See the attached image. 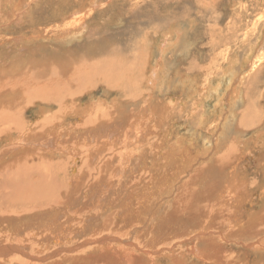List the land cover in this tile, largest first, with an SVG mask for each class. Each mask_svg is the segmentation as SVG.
Wrapping results in <instances>:
<instances>
[{
    "label": "bare ground",
    "instance_id": "6f19581e",
    "mask_svg": "<svg viewBox=\"0 0 264 264\" xmlns=\"http://www.w3.org/2000/svg\"><path fill=\"white\" fill-rule=\"evenodd\" d=\"M25 1L4 2L7 10L12 11L14 15L11 21L16 24H19L23 16L20 14L27 11L23 6ZM37 1L46 7L47 0ZM53 1L49 17L59 21L60 33L57 36H49L42 34L40 30L34 32L32 36H27L29 42L55 41L67 45L72 42L71 40L85 39L90 31L91 22L99 21L96 20L97 8L101 6L105 13L111 3H114L112 0ZM101 12L98 15L100 18L104 15ZM27 15L25 17L34 23L36 15L31 12ZM187 19L189 18L186 16L174 18L165 28L159 29L153 39L147 31L149 21L139 19L129 26L121 40L112 44L107 43L108 45L103 44L97 51L95 59L100 61L98 67L101 68L103 78L108 83L112 82L114 88H127L140 96L131 101L133 106L128 103L123 108L118 106L115 113L110 109L97 107L95 101L93 105L89 103L82 108L80 105L81 109L75 111L77 115L84 118L83 121L95 119L94 123L72 127L69 130L56 129L60 138L62 136L65 139V136L66 138L68 136L67 140L74 142L73 147H63L61 151L72 154L74 159L79 158L77 160L79 166L74 167L77 179L75 183L73 181L74 192L69 196V205L62 206L64 201L57 197L54 201L56 206L53 205L54 202L47 203L42 208L38 206V209L25 211L20 215L0 216V229L3 228L0 230V264H59L74 260L78 256L86 263L97 264L98 257L107 255L102 251V245L116 249L119 258L124 260L125 264H159L164 258L167 259L166 264H183L187 255L189 257L194 255L197 258L204 256L208 263L241 264V254L234 256L232 253L235 250H231V257H228L225 255L229 254L228 251L214 246L216 240L227 242L229 239L219 225L223 222L230 225L233 221L238 228L245 230L241 236L244 242L242 244L249 247L250 251L264 252V183L260 185L262 207L255 215L251 217L249 215L247 221L238 213L239 208L235 212L239 215L236 214L230 221L233 211L231 206L219 207V204L214 207L211 204L204 206L201 201L198 202L190 195L202 192L201 190L207 191L214 202L217 200L224 202L228 196L235 197L237 206L239 201L243 202L242 196L248 198L242 191L248 192L249 187L253 189L252 185L256 183L249 179L247 172L241 173L245 169L242 160L246 156L245 152H251L250 142L260 143L261 147H264V116L261 117L259 110L256 109L253 94L251 97L248 96L246 104L242 81L245 75L250 76L249 83L255 80L256 75L254 73L250 75V72L258 65L257 60H264V39L256 50L255 44L248 55L240 59L238 68H235L237 61L230 62L232 59L227 58L223 69L218 72L210 71L205 77L206 82L203 83L204 79L200 75L204 66L201 67L194 57L196 49L203 51V45L197 46L198 39L203 37L198 35L199 25H196V20L187 22ZM182 20L185 22L182 23ZM149 51H152L153 56L150 68L146 71ZM178 54L182 56L178 57ZM188 56L185 62L182 61L183 57ZM205 59L206 57H203V60ZM171 64H177L175 70L178 76H175V80L174 73L167 75L170 73ZM246 64L250 67L247 72ZM208 66L206 67L209 68ZM240 67L243 68L242 71ZM235 69L237 70L234 71ZM262 71L264 70L260 69L259 72ZM224 73L229 77L226 84L221 78ZM142 82L146 88L141 90L144 92L139 90L143 86ZM174 90H181L184 99L179 98L177 96L179 92ZM200 91L201 94L190 101V98ZM144 93H148L149 100L145 98ZM203 97L206 99L216 97L213 114H208L207 118L202 116L203 111L210 112L206 109L207 105H204ZM172 98L175 101L179 100V103L171 107L169 101ZM223 98L225 101L221 102ZM36 104L41 112L50 109L45 104L38 102ZM226 104L227 109L220 112L216 109L217 107L224 109ZM8 113L7 104L1 105L0 122ZM258 120L260 122L258 126L247 130L249 124ZM211 121L215 123L214 128L210 127L214 134L212 136L208 133L203 134L199 130L201 124L206 127ZM176 125H185L190 136L178 132L176 140L174 137L169 139L168 136L176 132ZM159 132L164 136L157 138L156 133ZM103 138L111 142L114 139L115 143L114 141L105 143ZM41 139H45L47 142H44L47 144L54 143L52 138L38 132V135L31 136L29 141L25 140L24 144L41 143ZM186 140L190 141V145L183 143ZM238 143H242V148L237 146ZM167 146L169 148H166ZM21 147L18 148L21 150ZM95 156L97 164L91 165ZM2 158L4 159L3 156ZM96 184H99V187ZM153 195L157 198L152 197ZM167 199L172 200V203L165 204ZM146 201L150 204H146ZM195 215L204 216L208 223L205 224V220L202 219L200 221L198 218L192 219ZM136 218L140 222H137ZM255 218L258 221L256 231L252 229ZM188 220L192 221L194 227L201 223L202 225L197 230L192 228L189 233L181 232L184 231V226L190 223ZM212 220H216L218 225H213ZM175 233L177 236H174ZM196 234H199L200 238L196 236V240L189 241V244L173 245ZM230 241L239 242L232 237ZM186 247L189 248L188 253H184ZM162 249L166 252L162 253ZM90 251L97 255L94 257L88 254ZM68 252L77 254L68 255ZM54 253H57L56 255L59 253L61 258L54 260ZM108 258L109 255L106 260ZM261 263L262 261L258 262Z\"/></svg>",
    "mask_w": 264,
    "mask_h": 264
},
{
    "label": "rangeland",
    "instance_id": "374dc122",
    "mask_svg": "<svg viewBox=\"0 0 264 264\" xmlns=\"http://www.w3.org/2000/svg\"><path fill=\"white\" fill-rule=\"evenodd\" d=\"M112 1H114V3L112 2L110 8L108 7L109 10L105 12L106 14L101 9V6L97 8L98 12L96 13V20L99 21L91 22L90 31L85 39L80 41L71 40L72 42H69V44L66 45L58 44L55 41H28L29 36H32L34 32L40 30L42 34L49 36H57L60 33L58 29L59 21L56 18L49 17L51 14L50 9L52 8L54 2L53 0H47L45 2V8L43 7V4L38 3L37 0H26L23 6L27 11L26 13L22 12L20 14L23 16L20 18L19 24L11 21V17L13 18L14 16L12 11H8L4 6L5 0H0V46L3 45L0 48V107L1 105L7 104V111L9 112L5 116L3 114L5 119L0 122L1 217L5 214L20 215L25 211H34L39 207L42 208L46 206L47 203L53 204L57 197L64 201L62 206L69 205V196H71L74 192L72 187L77 179L74 167L79 166L77 163L79 158L75 157L74 159L72 154H67L61 151V148L63 147H73L74 142L67 140L68 136L67 138L65 136V139L62 136L60 138V134H57L56 129L59 131L62 129L69 130L72 127H81L93 124L95 119H85L83 121L84 118L82 119V117L78 116L75 112L80 110L82 107L89 105V103L93 105V101L97 103V107L110 109L114 113L118 110V106L123 108L127 106V103L130 106H133L131 101L136 100L140 95L133 94V92L127 88H114V84L112 82L108 83V81L103 78L100 70L101 68L98 67L100 65V61L95 58L97 57L96 53L98 54L97 51L100 50L103 44H112L113 42L121 40L124 37L123 33H126L127 29L139 21V19L140 21H149L150 25L147 31H149V35L152 39L156 36L159 29H162L163 27L165 28L166 25L169 22H172V20L176 17L186 16V18H189L187 19L188 21L186 20L187 22L193 19L196 20V25H199L198 35L203 37L198 39L197 46L203 45V51H198L196 49L194 57L197 59L196 61L200 63L201 67L204 66V69L201 70L202 74L200 75L201 78L204 79L202 80L203 83L206 82L205 77L210 71L218 72L223 69L227 58L232 59L230 62H233V60L237 61L238 63L235 68H238L240 59L243 56L248 55L251 48L255 44L256 50V48L260 46L261 41L263 42L264 39V0ZM235 1H237V3H235ZM28 12L36 15L34 23H32L28 17H25L28 16ZM100 12L101 14H104L102 15V18L98 16ZM260 21L262 25L259 24ZM177 22L179 23L180 21ZM183 22H185V20H182V23ZM253 26L255 27L253 28ZM251 29H254V31ZM21 34L22 36H20ZM16 38H19L20 41ZM257 39L259 40L257 41ZM218 51L224 52L218 53ZM149 52L150 54L147 53L146 59V71L150 68L151 57L153 56L152 51ZM218 54L222 56L220 57ZM180 56L182 55L178 54V57ZM203 57H206V59L203 60ZM188 58L189 56L183 57L182 61L185 62ZM158 63L160 64V61ZM247 64V69L245 70L246 72L250 69ZM257 64L258 65L254 67L255 69L250 72V75L253 73L256 75L253 83L252 81L249 83L250 76L248 75L244 76L242 82H244L246 104L248 103V96L251 97L253 94L257 105L256 109L259 110L261 117H263L264 71L261 73L259 71L260 69L264 70V60H257ZM176 66L177 64H171L170 73H167V75L174 73L173 80L176 79L175 76H178V72L175 70ZM239 69L242 71L243 68L240 67ZM173 70L175 72H173ZM236 70L237 69L234 71ZM221 78L224 84L228 82L227 78L229 77L227 74L224 73ZM143 82L141 83V86H143H140V91L144 89L146 90ZM108 86L112 88H109ZM174 91L179 92L177 96L184 99L185 96L181 93V90ZM43 94H45V96H43ZM198 94L200 95L201 91L192 96L190 101H192L194 97H197ZM144 95L145 98L148 99V93H144ZM160 97H162V94H160ZM203 100L205 102L204 105H207V107L204 106V108L206 107L207 110H210V112L208 111L209 113H204L205 111L202 113V116L207 118L208 114H213L212 112L215 109L214 105L216 103V97L208 99L203 97ZM223 101H225L224 98L221 102ZM37 102L42 105L45 104L47 107L49 106L50 109H48V111L41 112L37 107ZM169 103L172 107L173 105H177L179 100L175 101L174 98H172ZM227 104L224 109H221V107H217L216 109L219 110V112L225 110L227 109ZM198 105L200 106L201 103H198ZM108 118L111 120L110 116ZM167 120H169L168 117ZM183 123L189 124L188 122ZM259 124V120L254 121L253 124H249L247 130L255 128ZM214 126L215 123L211 121L207 123L206 127L201 124L199 130H201L203 134L208 133L212 136L214 132L211 131V129L214 128ZM175 127L176 132L174 135H169V139L174 137V140H176L175 136L178 132H180L181 135L183 133V135L190 136L189 132L185 128V125H176ZM157 129H159V127H157ZM38 132H42L52 138L54 143L52 142L47 144L44 142L46 141L45 139H41L40 141L42 145L40 142L24 144L25 140L29 141L31 136L38 135ZM156 134L157 138L164 136V134L160 132ZM102 140H104V142L106 141L105 143L109 141L106 138H103ZM174 140L173 142H175ZM113 141L112 142L115 143L114 139ZM109 142L112 143L111 140ZM189 142V140H186L183 143L190 145ZM250 143L249 148L251 152H245L246 156L243 157L242 160V165L245 169L241 171V173L247 172L249 179L256 182L252 185L254 186L252 187L253 189L249 187L250 189L248 192L242 191V193L246 196L248 195V198L242 196L244 199L242 200L243 202L239 201L240 203L236 206L235 197L231 198L228 196L224 202L223 200L220 202L218 200L214 202V199H212L210 193L207 191L200 189L202 192H194L190 194L193 198L198 200V202L201 201L204 206L210 204L212 207L217 206V204H219V207L224 205L231 206L233 211L232 216H230L231 218H229L230 221L233 220L232 218L236 214L237 216L239 214L242 215L247 221L249 215V217L255 215L262 207L260 185L264 183V147H261L260 143H254L253 141ZM241 145L242 143H238L237 146L242 148ZM19 146H22L21 150L18 148ZM166 148H169V146ZM95 159L96 156L93 158L94 162H92L91 165L97 164L95 163ZM41 181L45 183H42ZM26 186L27 189L29 187L28 190L25 189ZM96 186L99 187V184H96ZM49 189L51 190L49 191ZM42 191L47 192L45 193L46 195ZM29 193H33L34 195ZM152 197L157 198L156 195H153ZM210 201H212V203H209ZM146 202V204H150L148 201ZM168 203H172V200L170 201V199H167L165 204ZM52 204L51 206H56L55 202L53 205ZM237 208H239V214L235 213ZM197 218L199 221L200 219L205 220V224L208 223L204 216L199 217L198 215H195L192 217L194 220H197ZM136 220L137 222H140V216L139 220L137 218ZM189 222L190 223L184 226V231L181 232L189 233L192 228L197 230V228L202 225L201 223L194 227L192 221L190 220ZM211 222L213 225H218L216 220H212ZM234 223L236 222L233 221V223L227 225V222H223L222 225H219L221 226L220 228L223 229L226 236H229V239L227 242L225 240L222 241L221 239H219V241L216 240L214 246L223 249L225 252L228 251L229 254H225L228 257H231V250H235V253L233 252L232 254H234V256L235 254H241V264H258L260 261H262L261 264H264V252L256 253L255 251H250L251 249L249 247H245V245L242 244L244 242L241 239L242 233H244L245 230L243 231L244 228H238L237 224ZM257 223L258 221H256L255 218L252 222V229L254 231L257 229ZM0 230H3V228ZM238 232L241 234L238 235ZM174 236H177V234L175 233ZM196 236L199 237V234L193 235L189 239H183L184 241H179L173 245L177 246L182 243L186 244L189 241L192 242L196 240ZM231 237L232 239L234 238L235 241L239 242H231ZM25 246H27V244H25ZM101 247L103 248L102 251L105 252V255H109L110 258L106 260L107 255L102 258L98 257L97 264H125L124 260L122 261L119 258L120 255L116 249L106 247L105 245H102ZM188 249L189 248L186 247V251L184 253H188ZM162 250V253L166 252V250ZM90 252L88 254H92L94 257L97 255L94 254L93 251ZM56 254H53V259L59 260L61 255L59 253L58 255ZM75 254L77 253L68 252V255ZM188 257L189 255H187L185 260H183V264H217L215 262L208 263L204 256L197 258V256L191 255V257H189L190 259H188ZM166 261L167 259L164 258V260L162 259L159 264H166ZM146 263H148V261H146ZM59 264H89V262L86 263L81 256H78L75 257L74 260L72 259L71 261L59 262Z\"/></svg>",
    "mask_w": 264,
    "mask_h": 264
}]
</instances>
